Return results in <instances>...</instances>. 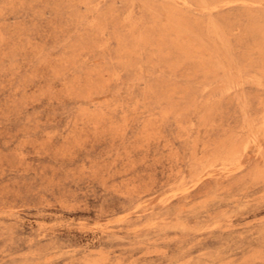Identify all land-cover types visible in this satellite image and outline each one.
Masks as SVG:
<instances>
[{
    "label": "rangeland",
    "instance_id": "obj_1",
    "mask_svg": "<svg viewBox=\"0 0 264 264\" xmlns=\"http://www.w3.org/2000/svg\"><path fill=\"white\" fill-rule=\"evenodd\" d=\"M0 264H264V0H0Z\"/></svg>",
    "mask_w": 264,
    "mask_h": 264
}]
</instances>
